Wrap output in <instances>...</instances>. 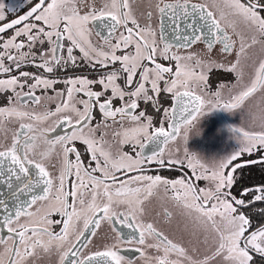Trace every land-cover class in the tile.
<instances>
[{"label":"snow or ice","instance_id":"1","mask_svg":"<svg viewBox=\"0 0 264 264\" xmlns=\"http://www.w3.org/2000/svg\"><path fill=\"white\" fill-rule=\"evenodd\" d=\"M29 3L0 2V264H264V107L186 148L264 105V0Z\"/></svg>","mask_w":264,"mask_h":264},{"label":"flooded vegetation","instance_id":"2","mask_svg":"<svg viewBox=\"0 0 264 264\" xmlns=\"http://www.w3.org/2000/svg\"><path fill=\"white\" fill-rule=\"evenodd\" d=\"M0 2L6 5V14L10 18H18V16L24 15L30 10L31 6L29 0H0ZM35 2L36 0H31V3L34 4ZM8 6L13 7L15 11L7 12ZM229 82H234V77ZM260 101V94L257 93L245 102L243 110L238 108L233 110V112H228L223 109H215L206 113L201 117L198 124L201 129L200 135L190 136L186 144L187 150L205 162L214 159L219 160L230 155L238 148V144L229 129L241 126L249 113H254L258 116L262 107H264V105L261 106ZM151 171H155V168L153 167ZM197 183L202 184V182ZM158 210L163 216L164 209L158 207ZM168 210L173 213L172 219L173 225H175L176 221L180 219L179 210L171 205L168 206ZM4 238L6 239L7 237L5 236Z\"/></svg>","mask_w":264,"mask_h":264},{"label":"rangeland","instance_id":"3","mask_svg":"<svg viewBox=\"0 0 264 264\" xmlns=\"http://www.w3.org/2000/svg\"><path fill=\"white\" fill-rule=\"evenodd\" d=\"M260 103H261V101H260ZM261 106H262V104H261Z\"/></svg>","mask_w":264,"mask_h":264}]
</instances>
